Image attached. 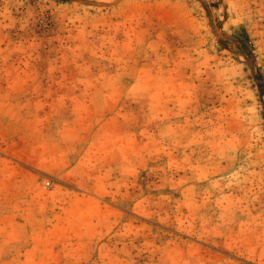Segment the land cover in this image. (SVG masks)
I'll return each mask as SVG.
<instances>
[{"label": "rangeland", "instance_id": "rangeland-1", "mask_svg": "<svg viewBox=\"0 0 264 264\" xmlns=\"http://www.w3.org/2000/svg\"><path fill=\"white\" fill-rule=\"evenodd\" d=\"M0 264H264V0H0Z\"/></svg>", "mask_w": 264, "mask_h": 264}]
</instances>
